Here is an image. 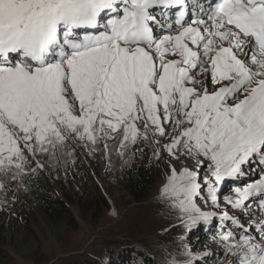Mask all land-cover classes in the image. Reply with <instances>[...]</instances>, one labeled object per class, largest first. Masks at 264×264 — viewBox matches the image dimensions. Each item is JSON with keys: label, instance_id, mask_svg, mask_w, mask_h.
<instances>
[{"label": "snow or ice", "instance_id": "obj_1", "mask_svg": "<svg viewBox=\"0 0 264 264\" xmlns=\"http://www.w3.org/2000/svg\"><path fill=\"white\" fill-rule=\"evenodd\" d=\"M117 137L167 153L187 234L164 264H264V0H0V204L76 142L110 163Z\"/></svg>", "mask_w": 264, "mask_h": 264}, {"label": "rangeland", "instance_id": "obj_2", "mask_svg": "<svg viewBox=\"0 0 264 264\" xmlns=\"http://www.w3.org/2000/svg\"><path fill=\"white\" fill-rule=\"evenodd\" d=\"M119 139L117 137L110 142V163L103 152L91 154L79 142L66 149L67 152L74 147L72 155L57 154L56 158H42L46 164L42 171L54 186L59 187L63 182L65 190L68 193L73 191L76 198H93L94 217H80L79 222L74 224L61 222L60 225H53L36 207L26 176L22 187L18 188L15 182L9 184L6 205L14 212L0 204V264H94L96 261L109 264L126 248L133 249L135 262L132 264H164L168 253L175 251L180 236L187 234L173 219L174 214L168 213L160 195L168 172L167 153L162 151L157 160L151 145L141 144L142 151L129 146L121 157L117 154ZM135 150L144 159L155 160L158 167L157 184L144 202L134 200L121 185L122 170L132 164L133 154L137 153ZM76 163H81L87 171L75 172L73 166ZM250 179L254 177L240 178ZM74 185L76 188H73ZM231 187L233 181L227 179L220 185V191L227 194ZM4 199V193L0 192V201ZM70 205L74 213L81 216V208ZM113 209L117 215H112ZM170 222L177 226L167 233L162 232L161 229L168 227ZM215 232L216 229L211 232L207 229L196 231L191 239L197 235L201 237L191 241L192 246L201 252L213 248ZM216 251L218 254L220 249ZM218 259L219 255L214 259L215 264Z\"/></svg>", "mask_w": 264, "mask_h": 264}, {"label": "trees", "instance_id": "obj_3", "mask_svg": "<svg viewBox=\"0 0 264 264\" xmlns=\"http://www.w3.org/2000/svg\"><path fill=\"white\" fill-rule=\"evenodd\" d=\"M137 150V149H136ZM134 152H137V151ZM140 152L134 153L132 164L122 170L121 185L123 190L129 194L134 200L144 202L151 196V191L157 184L158 167L155 160L149 158L144 159ZM69 166H72L70 164ZM73 169L78 173L87 171L81 163H76ZM71 170V168H70ZM72 173V171H69ZM26 183L30 189L36 207L43 213L47 222L53 225H60L61 222L74 224L79 222L78 218L89 219L90 215L94 217V201L92 197L88 199L76 198L74 193H68L65 190L63 182L59 187L54 186L49 177L42 171L38 170L35 175L26 176ZM73 188H76L75 185ZM73 205L81 208V216L74 213ZM3 204H1L2 206ZM11 212L14 210L5 205ZM206 233L205 230L203 232ZM201 235H197L191 239L192 242L197 240ZM133 249L126 248L117 257L110 260L109 264H132L135 262L133 257ZM139 259H142L138 256ZM73 264V263H70ZM94 264H100L96 261ZM101 264H107L102 262ZM208 264H215L214 260H210Z\"/></svg>", "mask_w": 264, "mask_h": 264}]
</instances>
